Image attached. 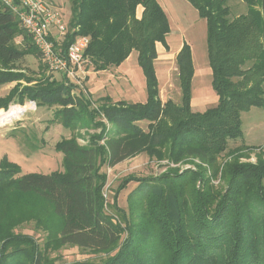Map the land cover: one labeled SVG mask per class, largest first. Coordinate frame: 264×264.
<instances>
[{
  "label": "trees",
  "instance_id": "trees-1",
  "mask_svg": "<svg viewBox=\"0 0 264 264\" xmlns=\"http://www.w3.org/2000/svg\"><path fill=\"white\" fill-rule=\"evenodd\" d=\"M186 1L206 22L211 86L218 98L200 113L191 108L194 67L187 44L175 57L179 103L160 99L156 44L166 47L170 27L157 0H69L62 54L77 36L87 37L84 55L97 72L118 67L136 51L147 101L104 98L93 107L90 94L65 76L41 78L0 98V108L24 98L59 106L55 119L67 130L99 131L85 146L75 134L56 144L62 171L20 175L15 165H0V264H57V252L66 248L105 256L100 263L71 264H264V156L243 163L249 146L228 149L229 141L243 137L241 113L264 110V0H242L247 13L234 19L225 0ZM21 34L17 17L0 4V87L23 78L17 72L22 52L13 46ZM139 122H148L147 129ZM143 153L164 162V172L126 176L106 203L103 168ZM224 153L231 159L220 163ZM130 182L137 186L125 212L117 197ZM28 200L43 204L51 219L28 213L27 221L48 232L42 245L16 233L10 216V209ZM6 209L13 226L4 220Z\"/></svg>",
  "mask_w": 264,
  "mask_h": 264
},
{
  "label": "rangeland",
  "instance_id": "rangeland-1",
  "mask_svg": "<svg viewBox=\"0 0 264 264\" xmlns=\"http://www.w3.org/2000/svg\"><path fill=\"white\" fill-rule=\"evenodd\" d=\"M46 1L60 14L66 27L65 34L61 36L62 45L70 23V2L69 0ZM225 3L229 9V19H234L247 13L248 7L242 0H225ZM190 8L194 13L188 12L183 8L179 13L168 14L171 30L167 35L166 49L162 45L157 49L154 69L161 101L165 102L170 99L179 103L180 93L175 52L181 43L182 45H189L194 67L191 83V108L193 112L200 113L214 107L217 101L213 102V98L211 99L210 97L213 95H209L210 92L214 94V91L211 86V73L207 57L206 22L198 16L197 11L193 7L190 6ZM140 10V8H137L135 13L138 18L141 14ZM19 28L22 30V34L15 37L13 46L22 52L21 59L17 61V72H20L23 78L0 87V98L5 97L13 88L21 89L33 86L41 78L58 81L64 76L60 72L51 70L45 64L32 38L23 30L20 23ZM52 30L56 31L55 29ZM59 50L61 52V48ZM62 52L61 55H63ZM85 70L84 79L80 80V85L78 86L90 94L93 107H99L102 103L100 100L103 101L104 98H108L112 102L146 103L145 78L138 64L136 51L129 54L118 67H108L106 69L107 72L99 73L96 76L90 75L94 71L87 59ZM28 80L32 82L28 83ZM58 107L37 106L34 101L24 98L21 104L9 102L6 108H0L1 111L7 112H0V165L4 162L11 163L20 169V175L50 174L62 171L63 156L56 150V144L61 139L69 138L75 134L78 144L85 146L91 136L99 134V131L82 128L77 131L67 130L55 119ZM12 114H17V116L6 119ZM241 123L243 137L241 140L229 141L228 149H233L244 143L251 149L243 152L245 156L240 158V162L255 164L258 156H264V110L251 108L248 112L241 113ZM147 124L148 122H139V126L144 130L147 129ZM107 127L109 128V125ZM226 159H231V156L227 157L224 153L220 156L219 162L221 163ZM161 164L150 160L143 153L126 159L114 167L105 166L103 171L106 173V185L104 188L106 203H112L113 191L123 178L126 176H158L166 168L164 162ZM189 166L193 168V165H183L180 168ZM136 186L137 183L130 182L118 194L117 206L125 212L128 211V196ZM3 211L4 220L10 222V225L13 226L8 209ZM34 212L39 214L43 220H51L46 216L43 204L39 203L35 207L31 200L15 205L10 209V216L14 218V226L17 224L15 226L16 233L31 235L42 245L47 239L48 232L37 229L35 224L37 225L38 223L35 220L27 221L28 213L33 215ZM22 217V221L17 223ZM116 220L123 226L121 220ZM39 226L43 225L40 224ZM52 234L54 232H51V236ZM57 253H59L57 264H71L77 260L85 259L100 263L105 258L103 255H94L87 251L84 253L80 252L76 248L60 249Z\"/></svg>",
  "mask_w": 264,
  "mask_h": 264
},
{
  "label": "built area",
  "instance_id": "built-area-1",
  "mask_svg": "<svg viewBox=\"0 0 264 264\" xmlns=\"http://www.w3.org/2000/svg\"><path fill=\"white\" fill-rule=\"evenodd\" d=\"M0 4L17 17L45 64L80 85L86 73L84 52L88 38L79 36L67 47L63 56L59 48L66 27L60 14L46 0H0Z\"/></svg>",
  "mask_w": 264,
  "mask_h": 264
},
{
  "label": "crops",
  "instance_id": "crops-1",
  "mask_svg": "<svg viewBox=\"0 0 264 264\" xmlns=\"http://www.w3.org/2000/svg\"><path fill=\"white\" fill-rule=\"evenodd\" d=\"M158 4L160 5V7L163 9V11L165 12L166 16H167V19H168V22H169V17H168V14L170 13H179L181 9H185L187 10L188 12H192L194 13L193 10H191L190 8V4L186 1V0H157ZM192 7V6H191ZM141 9V8H140ZM141 12V10H140ZM170 27V25H169ZM171 30V29H170ZM169 34V33H168ZM166 39H167V36H166ZM184 43V42H183ZM167 44V42H166ZM162 44L160 43H157L156 44V51L158 49L159 46H161ZM162 47H164L162 45ZM182 47V43L180 44V46L178 47V49L176 50L175 52V55L178 53V51L180 50V48ZM166 49V47H164ZM176 63V61H175ZM104 72H107L106 70H103V71H94L93 73H90L93 74L94 76L98 75L99 73H104ZM210 73H211V70H210ZM212 92L209 93V95H213V96H210L211 99L213 100V102H215V100L217 101V95L215 94V92H213L214 94H211ZM216 95V96H215ZM205 103V102H204ZM206 104V103H205ZM217 104V102H216ZM215 104V105H216Z\"/></svg>",
  "mask_w": 264,
  "mask_h": 264
},
{
  "label": "bare ground",
  "instance_id": "bare-ground-1",
  "mask_svg": "<svg viewBox=\"0 0 264 264\" xmlns=\"http://www.w3.org/2000/svg\"><path fill=\"white\" fill-rule=\"evenodd\" d=\"M16 116H17V114H12L9 117H7L6 119H10L11 117H16Z\"/></svg>",
  "mask_w": 264,
  "mask_h": 264
}]
</instances>
